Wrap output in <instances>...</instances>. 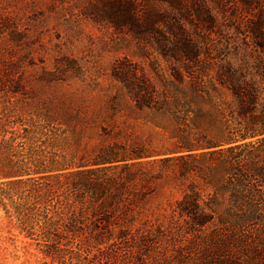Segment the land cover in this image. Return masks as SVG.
I'll use <instances>...</instances> for the list:
<instances>
[{
  "label": "trees",
  "instance_id": "16d2710c",
  "mask_svg": "<svg viewBox=\"0 0 264 264\" xmlns=\"http://www.w3.org/2000/svg\"><path fill=\"white\" fill-rule=\"evenodd\" d=\"M102 1L101 9L91 6V18L138 41L154 40L163 53H168V31L174 35L170 54L185 65V74L173 72L175 91L157 108H165L177 130L198 133L195 145L181 136L179 155L170 158L180 163L182 183L187 181L173 216L187 221L191 232L211 234L239 231L250 222L264 224V0H214L224 18L230 10L233 18L238 12L249 18L236 64L219 54L201 58L199 46L186 34L181 20L188 18L197 22L198 32L202 27L221 31L203 0ZM124 86L137 107L152 102L143 83L136 89L127 81ZM9 94L15 92H0L3 100ZM12 114L11 108L0 110V208L44 258L55 264L163 261V251H155L158 235L144 223L136 225L132 205L122 199L123 184L115 189V179L106 175L115 169L109 166L115 163L111 151L75 161L59 151L56 129L18 126L10 121ZM193 150L206 152L195 161L185 154ZM205 263L231 261L214 254Z\"/></svg>",
  "mask_w": 264,
  "mask_h": 264
},
{
  "label": "rangeland",
  "instance_id": "374dc122",
  "mask_svg": "<svg viewBox=\"0 0 264 264\" xmlns=\"http://www.w3.org/2000/svg\"><path fill=\"white\" fill-rule=\"evenodd\" d=\"M203 1L216 15L221 31L209 33L202 27L198 32L197 22L188 18L181 20L186 34L199 46L201 58L219 54L238 63L249 18L240 12L233 18L234 10L224 18L214 0ZM92 5L101 9L105 4L0 0V92H15L5 100L0 96V110L11 108L10 121L18 126L43 124L56 129L59 151L75 161L89 160L101 150L114 154L115 163L109 166L115 169L106 175L115 179V189L123 184L122 199L132 205L136 225L144 223L158 235L155 251H163V261L153 264H206L214 254L231 264H264V224L250 222L232 233L191 232L187 221L172 214L187 181L182 183L180 163L170 158L179 155L181 136L194 145L198 137L194 129L177 130L165 108L157 109L175 91L173 72L185 74V65L169 51L174 35L165 31L168 53H163L154 40L138 41L106 21H95L89 15ZM215 71L213 67L209 73ZM122 80L134 89L143 83L153 97L149 106L137 107ZM198 106L210 110L205 103ZM202 128L209 129L207 124ZM204 152L185 154L198 161ZM0 264H55L1 208Z\"/></svg>",
  "mask_w": 264,
  "mask_h": 264
}]
</instances>
